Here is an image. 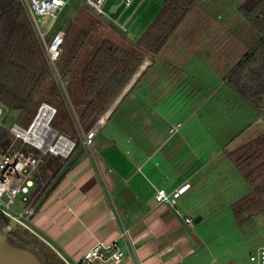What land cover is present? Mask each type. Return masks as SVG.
I'll list each match as a JSON object with an SVG mask.
<instances>
[{
    "label": "crops",
    "instance_id": "crops-1",
    "mask_svg": "<svg viewBox=\"0 0 264 264\" xmlns=\"http://www.w3.org/2000/svg\"><path fill=\"white\" fill-rule=\"evenodd\" d=\"M177 30L169 40L189 34L196 45L187 49L168 40L156 54L134 49L142 61L102 119L103 127L114 120V135H103L102 127L91 144L98 141L97 165L83 147L42 207L35 203L36 186L18 201V208H34L31 228L69 264H81L98 240H118L127 252L119 264H212L210 232L252 191L228 154L264 133V113L225 76L260 38L235 57L233 33ZM204 39H213L211 49ZM177 123L182 127L171 134ZM184 184L190 186L174 205L156 201L158 189L171 192Z\"/></svg>",
    "mask_w": 264,
    "mask_h": 264
},
{
    "label": "trees",
    "instance_id": "trees-1",
    "mask_svg": "<svg viewBox=\"0 0 264 264\" xmlns=\"http://www.w3.org/2000/svg\"><path fill=\"white\" fill-rule=\"evenodd\" d=\"M198 1L162 0V9L137 40L139 49L158 53ZM239 10L261 36L227 73L225 81L255 110L264 113V0H245ZM65 33L64 45L68 38V32ZM129 47L104 37L81 67V105L76 108V116L85 132L109 109L142 61V55ZM75 53L76 49L71 48L69 54L72 58ZM68 66L69 60H66L59 69L62 76ZM42 102L57 108L51 123L55 127L59 126L63 134L75 141L76 146L71 155L63 159L47 184L41 187L39 181L36 182L35 186L40 190L35 192V203L40 201L38 208L51 197L75 165L83 145L80 136H77L76 121L50 71L24 8L18 0H0V103L9 109L0 126V135L10 133L9 129L14 123L28 127ZM14 140V137H1L0 148L3 152L12 143L14 149L21 147L22 142ZM228 155L252 188L248 195L231 205L235 222L241 225L264 210V133ZM60 172L62 174L56 179ZM9 224L10 220L0 215V231H4ZM6 235L10 244L33 252L42 264H66L52 247L19 225L13 226Z\"/></svg>",
    "mask_w": 264,
    "mask_h": 264
},
{
    "label": "rangeland",
    "instance_id": "rangeland-1",
    "mask_svg": "<svg viewBox=\"0 0 264 264\" xmlns=\"http://www.w3.org/2000/svg\"><path fill=\"white\" fill-rule=\"evenodd\" d=\"M244 1L245 0H199L187 15L188 17L186 16L180 24L181 26L176 33L186 34L190 29H193L194 32L201 31L205 33L211 30L216 33L228 31L229 33H233L236 38L235 57H239V55H241V49L245 47L250 49L252 47L251 45H254L261 36L258 29L249 22L239 10L240 5ZM114 2L117 1L115 0ZM162 5V0L146 2L137 14H135L136 10L134 11L135 5L126 9L124 12V7H122L119 12L113 14L112 17L114 19L119 18L120 24H125V22L129 20L126 30L121 29L109 19L92 12L86 7L84 0H71L57 19L54 20L53 17L48 16L41 21L40 25L43 31H47L53 25L52 32L56 30L68 32L67 42L64 45L63 56L58 63V67L61 70L65 61L69 60V66L63 71V81L66 92L68 90V98L64 93L65 90H63L64 92L62 91V96L71 110L72 117L75 121L76 118L73 114V110L76 112V108L81 105L80 70L88 57L95 50L100 40L106 37L122 45L130 44L131 49L139 50L135 42V37H137L140 32L147 27L146 25L152 21L153 17L158 14ZM198 18H201L204 22L201 21V23H196ZM189 36V34H186L183 38L181 36L177 38L178 35L174 36L169 40V44L173 43L174 45L177 42L182 44L184 48L190 49V47L196 45V40L190 39ZM205 39L203 40L204 43H202L203 46L207 49H211L210 45L213 39L207 41H205ZM73 47L76 49V53L72 58L69 52ZM105 112L101 115L100 119L104 117V114H106ZM114 130L113 120L109 124L104 125L102 134H111V136H113ZM1 133H3V131ZM7 135L0 136L4 139L6 137L7 139L13 138L10 133ZM97 142L92 145V147L90 146L91 148L89 147L88 152L96 165L99 156ZM0 153H3L2 148H0ZM51 159L46 158L42 165V179L38 182L41 187L47 184L48 180L53 176L63 161V159H58L59 162L55 163ZM50 168L51 170L53 169V171H51ZM62 173L60 172L56 179ZM36 190L38 189L36 188L35 191ZM221 216L226 218L225 224L221 223L217 230L211 231L209 237L211 239L210 243L212 242L215 246V248L214 246H212V248L216 251L212 255V264H229V262L230 264H257L251 261L250 257L251 255H255L258 250L264 246V210L241 225L235 222L232 212L229 210L224 212ZM204 264H206L205 260Z\"/></svg>",
    "mask_w": 264,
    "mask_h": 264
},
{
    "label": "built area",
    "instance_id": "built-area-1",
    "mask_svg": "<svg viewBox=\"0 0 264 264\" xmlns=\"http://www.w3.org/2000/svg\"><path fill=\"white\" fill-rule=\"evenodd\" d=\"M70 1L59 0V3H57L56 0H18L29 18L61 94L65 90L63 92L67 98L68 94L63 76L60 74L58 67L63 53L66 33L63 30L52 32L53 25L47 31H43L40 23L48 16L53 17L54 20L57 19ZM114 1L84 0V3L92 12L109 19L121 29L126 30V25L120 24L119 18L114 19L113 14L119 12L122 7H124V12L133 5H135V11L146 0H124L116 13H112L110 11L111 7L121 0ZM8 111L9 109L0 103V126ZM56 113L57 108L55 106L48 102H42L38 107L35 118L28 127L14 123L9 129L15 139L14 141L22 142L21 147L14 149V143H12L3 153H0V215L9 220L15 219L32 231L31 221L35 210L31 206L18 208L19 199L28 195L35 188L36 182L42 179L41 168L46 158L49 159L52 156L68 158L76 146L75 141L63 134L59 126L52 125L51 122ZM73 114L76 118L77 128L81 132L79 135L83 147H90L97 133L103 127L102 119L98 120L88 132H85L80 126L74 110ZM39 115L41 120L36 124ZM181 127L182 123H177L169 131L174 134ZM189 186L190 184H184L171 192L158 189L155 199L158 203L174 205ZM191 221V219H187V222ZM121 237H123V234ZM126 254L127 252L121 249L118 240L110 242L98 240L83 254L81 264H89L93 260L112 261L119 264ZM250 259L257 264H264V246Z\"/></svg>",
    "mask_w": 264,
    "mask_h": 264
},
{
    "label": "water",
    "instance_id": "water-1",
    "mask_svg": "<svg viewBox=\"0 0 264 264\" xmlns=\"http://www.w3.org/2000/svg\"><path fill=\"white\" fill-rule=\"evenodd\" d=\"M123 1L124 0H121L118 4L113 5L110 11L112 13H116L117 9L122 5ZM16 225H19L29 230L34 235H36L41 240H43L40 236H38V234L30 230L20 222L16 221L15 219H10V224L7 226V228H5L4 231H0V264H42L41 261L37 258V256L33 252L29 250L17 248L12 244H10V242L7 239L6 232ZM43 241L46 244H48L50 247H52L48 242H46L45 240ZM58 255L65 261V259L59 253ZM66 264L69 263L66 262Z\"/></svg>",
    "mask_w": 264,
    "mask_h": 264
},
{
    "label": "bare ground",
    "instance_id": "bare-ground-1",
    "mask_svg": "<svg viewBox=\"0 0 264 264\" xmlns=\"http://www.w3.org/2000/svg\"><path fill=\"white\" fill-rule=\"evenodd\" d=\"M102 119H103V121H104L105 117L102 118ZM39 120H41V116H40V115H39L38 118H37L36 124H37V122H39Z\"/></svg>",
    "mask_w": 264,
    "mask_h": 264
},
{
    "label": "snow or ice",
    "instance_id": "snow-or-ice-1",
    "mask_svg": "<svg viewBox=\"0 0 264 264\" xmlns=\"http://www.w3.org/2000/svg\"><path fill=\"white\" fill-rule=\"evenodd\" d=\"M57 3H59V0H56Z\"/></svg>",
    "mask_w": 264,
    "mask_h": 264
}]
</instances>
